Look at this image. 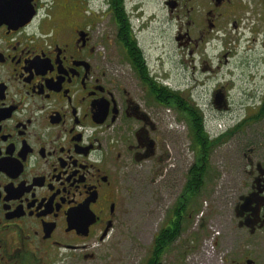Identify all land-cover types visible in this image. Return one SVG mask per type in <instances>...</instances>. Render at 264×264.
Returning <instances> with one entry per match:
<instances>
[{
    "label": "flooded vegetation",
    "instance_id": "af4514ba",
    "mask_svg": "<svg viewBox=\"0 0 264 264\" xmlns=\"http://www.w3.org/2000/svg\"><path fill=\"white\" fill-rule=\"evenodd\" d=\"M150 1L0 0V264H182L166 253L193 219L183 255L197 247L205 221L193 218L195 188L182 192L143 257L118 248L120 229L132 225L127 179L175 167L165 164V70L140 43L159 16L190 55L213 40L230 49L259 38V141L225 161L236 175L220 177L226 185L208 198L224 224L204 238L201 264H264V0H152L154 9ZM228 140L209 145V162ZM191 146L189 170L205 164L197 138ZM176 219L180 234L164 249L156 238L173 233Z\"/></svg>",
    "mask_w": 264,
    "mask_h": 264
},
{
    "label": "rangeland",
    "instance_id": "374dc122",
    "mask_svg": "<svg viewBox=\"0 0 264 264\" xmlns=\"http://www.w3.org/2000/svg\"><path fill=\"white\" fill-rule=\"evenodd\" d=\"M151 1V9H154V3ZM156 20L141 34L140 43L151 61L161 58L163 66L160 68L165 70L167 78L164 79L165 85L179 91L188 102L201 109L205 120L204 129L212 137L219 130L224 134L236 130V127L239 128L231 134L225 144L215 149L209 162V177L201 194L195 200L198 203L196 206L201 209L193 218L199 220L198 224L205 221V232H201L197 247H192L190 252L183 255L188 244L194 245L187 241L188 238H192L195 222L193 219L184 227L182 242L177 244L178 246L176 243L171 245L166 253L168 263L201 264V261L205 260V247H208V244L203 246L204 238H209L210 234L215 232L216 226L222 230L224 224V221L212 219L208 198L212 196L215 185H218L217 191L220 185H226L225 181L222 183L220 177L226 175L233 178L236 175L232 172L231 164L225 161L231 156L239 158L241 149L248 142L259 141V72L263 67L259 61V38L256 42H248L247 39L252 35L248 34L240 45H228L231 51L217 40L212 42L209 40L207 44L200 45L199 55H190L187 47H180L174 40L176 29L174 23H167L166 17L161 16ZM226 53H229V56L235 53V56L232 59L228 56L226 62L224 56ZM203 59L207 61V69H203L205 67ZM219 89L223 90L225 99L220 104L221 108L214 103V93ZM167 121L169 124L167 147L171 157L165 164H174L175 167L168 165L169 172L162 173L164 176L161 178L157 174H155L157 177L152 175L154 168H149L151 174L146 170L136 171L132 178L127 179L132 225L120 229L123 241L118 247L125 250L126 254L139 253L143 257L145 249L149 248L152 239L160 230V225L168 221L172 211L181 205L178 198L185 191L188 170L194 154L185 120L180 118L174 107L170 113L167 112ZM176 169H180V172ZM192 207L191 205L188 207L189 211ZM229 218L227 213L226 219ZM230 223L227 221L224 227L230 226Z\"/></svg>",
    "mask_w": 264,
    "mask_h": 264
},
{
    "label": "trees",
    "instance_id": "16d2710c",
    "mask_svg": "<svg viewBox=\"0 0 264 264\" xmlns=\"http://www.w3.org/2000/svg\"><path fill=\"white\" fill-rule=\"evenodd\" d=\"M123 36V31L121 34V37ZM126 45H136V40L129 36L127 34V38L124 40ZM168 94V104L170 106H173L176 111L179 113L180 118H183L187 121L188 126L190 127V134L191 138L193 139V136L198 139L199 145H200V151H199V159L202 157L205 160V165L196 169L193 168V170H190L189 175H187V181L185 184V192L188 195V197H192L193 190L197 188L199 191H201L206 183L207 178L209 177V151L207 150L209 145L211 143L217 144L221 141L223 137L217 138V139H210V135L205 132L204 129V121L203 115L201 109L198 107L192 105V103L188 102L179 91H173L170 88L167 89ZM200 165H202V162H200ZM188 199V198H187ZM189 200V199H188ZM191 200V199H190ZM175 227V230L173 233H170V230L166 232H162L157 238L156 242H163L164 249L168 248L171 244V241L173 240V237L180 234L178 231L180 230V225L176 219L173 224Z\"/></svg>",
    "mask_w": 264,
    "mask_h": 264
},
{
    "label": "water",
    "instance_id": "95a60500",
    "mask_svg": "<svg viewBox=\"0 0 264 264\" xmlns=\"http://www.w3.org/2000/svg\"><path fill=\"white\" fill-rule=\"evenodd\" d=\"M224 93H223V90L222 89H219L216 93H214V103L219 107H220V104L221 102L223 101L224 102Z\"/></svg>",
    "mask_w": 264,
    "mask_h": 264
}]
</instances>
